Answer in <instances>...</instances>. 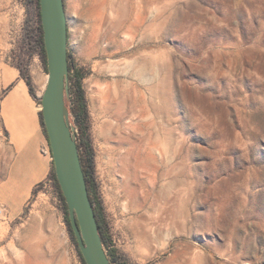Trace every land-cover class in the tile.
I'll return each mask as SVG.
<instances>
[{
    "label": "rangeland",
    "instance_id": "rangeland-1",
    "mask_svg": "<svg viewBox=\"0 0 264 264\" xmlns=\"http://www.w3.org/2000/svg\"><path fill=\"white\" fill-rule=\"evenodd\" d=\"M64 4L119 262L264 264V0ZM36 12L0 0V56L40 97ZM0 264H81L51 181L0 216Z\"/></svg>",
    "mask_w": 264,
    "mask_h": 264
},
{
    "label": "water",
    "instance_id": "water-1",
    "mask_svg": "<svg viewBox=\"0 0 264 264\" xmlns=\"http://www.w3.org/2000/svg\"><path fill=\"white\" fill-rule=\"evenodd\" d=\"M46 57V84L40 110L51 151L54 172L68 209L69 221L86 264H111L98 232L88 196L74 127L65 98L68 86V24L63 0H39Z\"/></svg>",
    "mask_w": 264,
    "mask_h": 264
},
{
    "label": "crops",
    "instance_id": "crops-1",
    "mask_svg": "<svg viewBox=\"0 0 264 264\" xmlns=\"http://www.w3.org/2000/svg\"><path fill=\"white\" fill-rule=\"evenodd\" d=\"M39 111L18 68L0 56V205L8 218L22 213L50 170L52 156Z\"/></svg>",
    "mask_w": 264,
    "mask_h": 264
},
{
    "label": "trees",
    "instance_id": "trees-1",
    "mask_svg": "<svg viewBox=\"0 0 264 264\" xmlns=\"http://www.w3.org/2000/svg\"><path fill=\"white\" fill-rule=\"evenodd\" d=\"M35 2H36V8H37L36 13H37V32H38L35 42L37 46L39 47L41 60L43 62V67L46 71V57H45L44 44H43L42 27L40 23L39 0H35ZM68 39H69V34H68ZM18 70H19L20 77L24 79L27 85L28 92L34 99L37 100V102L40 105V97H37L35 94L30 75L27 72L22 71L19 68ZM86 75L87 73L85 69L82 66H79L75 62L73 55L71 54L70 51H68L69 92L65 98V102H66V106L69 111V121L74 127L75 140H76L77 147H78V153H79L82 170H83L85 180H86L88 196L93 205L94 215H95V218L98 224V232L101 236L102 243L106 250V254H107L108 259L110 260V263L111 264H124L123 262H119V256L117 255V250L116 248L113 247L111 238L107 232V225H106L103 205H102V202L99 196L97 182L95 179L94 150H93V146H92L90 135H89V113H88L87 102L85 98V91H84L83 84H82V81L86 77ZM39 121H40V125L42 127L44 134L47 136L46 130L43 124L41 110L39 111ZM46 180L51 181L54 189L56 190V193H57V196L59 198L61 208H62L63 220L67 226L72 244L75 247L77 256L81 264H86L81 255V252L78 248L73 231L71 229L67 205L65 203L64 196L61 192L58 181L56 179L52 161H51L50 170H49ZM42 184L43 182H40L38 185H36L33 188L32 195L38 189V187H40Z\"/></svg>",
    "mask_w": 264,
    "mask_h": 264
},
{
    "label": "built area",
    "instance_id": "built-area-1",
    "mask_svg": "<svg viewBox=\"0 0 264 264\" xmlns=\"http://www.w3.org/2000/svg\"><path fill=\"white\" fill-rule=\"evenodd\" d=\"M0 216H6L5 208L2 205H0Z\"/></svg>",
    "mask_w": 264,
    "mask_h": 264
},
{
    "label": "bare ground",
    "instance_id": "bare-ground-1",
    "mask_svg": "<svg viewBox=\"0 0 264 264\" xmlns=\"http://www.w3.org/2000/svg\"><path fill=\"white\" fill-rule=\"evenodd\" d=\"M45 84V83H44ZM38 87H39V89H42V87H43V82L42 81H38ZM120 118V117H119ZM123 119V118H122ZM118 122H120V120L118 121ZM119 124V123H118ZM112 126V125H111Z\"/></svg>",
    "mask_w": 264,
    "mask_h": 264
}]
</instances>
